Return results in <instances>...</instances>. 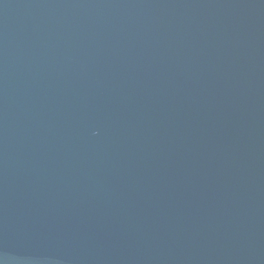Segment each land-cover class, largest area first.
Returning <instances> with one entry per match:
<instances>
[{"label":"water","instance_id":"1","mask_svg":"<svg viewBox=\"0 0 264 264\" xmlns=\"http://www.w3.org/2000/svg\"><path fill=\"white\" fill-rule=\"evenodd\" d=\"M0 264H264V0H0Z\"/></svg>","mask_w":264,"mask_h":264}]
</instances>
